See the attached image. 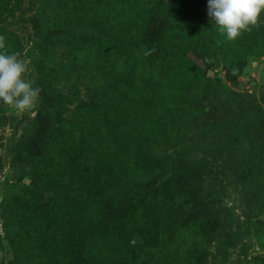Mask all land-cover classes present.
<instances>
[{
	"label": "trees",
	"instance_id": "trees-1",
	"mask_svg": "<svg viewBox=\"0 0 264 264\" xmlns=\"http://www.w3.org/2000/svg\"><path fill=\"white\" fill-rule=\"evenodd\" d=\"M182 1H96L81 10L101 26L80 55L96 71L104 100L95 110L84 106L73 126L42 141L52 101L41 89L34 116L12 144L14 182L0 197V264H129L132 250L153 257L177 253L175 264H227L230 248L237 262L247 255L248 224L264 215V83L258 96L235 93L233 107L195 115V131L181 145L167 148L153 130L152 119L164 108L186 112L179 85L195 75L184 50L175 51L179 42H191L194 30L191 15L179 12ZM167 5L169 13L158 17L156 8ZM220 38L232 60L260 52L251 32ZM2 51L13 53L12 46ZM171 68L179 82L172 81ZM9 119L0 102V126ZM155 158L163 166L153 167ZM213 162L228 171L234 196L206 229L205 205L192 201ZM69 173L71 183L58 190ZM174 204L195 208L185 238L173 244L177 235L166 223Z\"/></svg>",
	"mask_w": 264,
	"mask_h": 264
},
{
	"label": "rangeland",
	"instance_id": "rangeland-1",
	"mask_svg": "<svg viewBox=\"0 0 264 264\" xmlns=\"http://www.w3.org/2000/svg\"><path fill=\"white\" fill-rule=\"evenodd\" d=\"M96 1L107 3L112 0H0V35L6 37L5 46H12L13 53L20 52L22 57L30 59L29 71L24 78L31 81L34 87L43 89L52 101L50 126L42 133V141L50 134L64 132L67 127L73 126L84 115V106L95 110L104 100L105 89L95 80L96 71L80 55L88 37L96 32V28L101 29L93 20L94 15L85 17L81 12ZM170 7H157V16L167 15ZM179 12L191 15L194 30L191 42H179L175 51L184 50V62L193 67L195 75L190 74L179 85L183 92L179 101L186 112L177 113L164 108L156 119H152L153 130L169 149L190 139L195 131V115L233 107L235 93L258 96L264 83V11L257 24L250 25L251 31H247L256 38L260 46L259 54L237 60L224 55L220 34L208 15V0H183ZM38 27L41 35L36 34ZM243 32L246 31L241 30ZM175 70H170L171 79L179 82L181 76ZM1 110L10 119L0 126V197L14 182L9 170L12 144L25 123L34 116L35 107L17 110L1 102ZM142 117L138 116V120H143ZM35 154L32 153L29 158L31 163ZM152 163L155 167L163 166L165 162L155 158ZM72 178L71 173L66 175L57 189L69 185ZM203 180L201 193L192 205H205L202 225L208 229L224 208L232 203L234 187L231 176L219 162L209 166ZM194 208L183 204L168 206L169 222L166 226L177 235L175 239L171 238L173 244L185 238V228L194 221ZM236 214L235 211L230 219L233 230ZM68 220H71V215ZM153 225L157 227L156 222ZM248 229L247 255L237 262L239 254L230 248L227 264H264V215L253 218ZM138 239L132 237L131 241ZM176 254L161 253L153 257L132 250L127 257L129 264H175ZM194 263L199 264V261Z\"/></svg>",
	"mask_w": 264,
	"mask_h": 264
},
{
	"label": "clouds",
	"instance_id": "clouds-1",
	"mask_svg": "<svg viewBox=\"0 0 264 264\" xmlns=\"http://www.w3.org/2000/svg\"><path fill=\"white\" fill-rule=\"evenodd\" d=\"M262 11L264 0H208V15L216 31L229 41L240 36L241 30L251 31L249 26L257 24ZM5 40L6 37L0 35V50L5 49ZM153 51L155 49L145 55ZM30 64V59L22 57L20 52L0 51V102L17 110L35 107L41 89L24 78Z\"/></svg>",
	"mask_w": 264,
	"mask_h": 264
}]
</instances>
